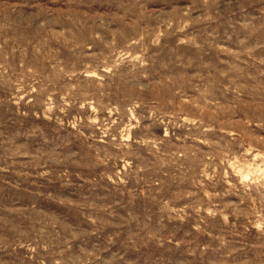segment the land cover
I'll use <instances>...</instances> for the list:
<instances>
[{"label": "rangeland", "instance_id": "374dc122", "mask_svg": "<svg viewBox=\"0 0 264 264\" xmlns=\"http://www.w3.org/2000/svg\"><path fill=\"white\" fill-rule=\"evenodd\" d=\"M0 264H264V0H0Z\"/></svg>", "mask_w": 264, "mask_h": 264}]
</instances>
